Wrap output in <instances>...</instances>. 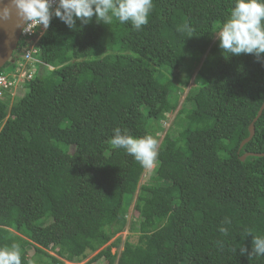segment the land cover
Returning a JSON list of instances; mask_svg holds the SVG:
<instances>
[{
    "label": "trees",
    "instance_id": "trees-1",
    "mask_svg": "<svg viewBox=\"0 0 264 264\" xmlns=\"http://www.w3.org/2000/svg\"><path fill=\"white\" fill-rule=\"evenodd\" d=\"M233 7L153 0L139 30L53 18L39 57L56 69L39 67L13 104L0 100V247L18 244L22 264H85L97 253L86 264H264L239 250L264 235V157L242 160L264 154V112L241 149L264 105V62L219 48ZM192 62L201 69L177 136L158 143L155 174L139 189L129 225L139 241L123 242L147 168L111 145L113 130L159 141L179 107L172 72L191 73Z\"/></svg>",
    "mask_w": 264,
    "mask_h": 264
},
{
    "label": "clouds",
    "instance_id": "clouds-1",
    "mask_svg": "<svg viewBox=\"0 0 264 264\" xmlns=\"http://www.w3.org/2000/svg\"><path fill=\"white\" fill-rule=\"evenodd\" d=\"M152 7L153 0H0V25L15 19V27L25 32L47 30L53 18H58L69 29H75L77 21L86 25L95 16L105 25L116 18L122 24L131 22L139 30L148 23ZM216 37L223 52L237 57L251 54L257 62H264V0H234L230 16ZM110 143L124 149L145 168H152L157 161L158 141L152 135L137 138L116 128ZM224 223L230 224L231 220L226 217ZM220 231L227 233L223 227ZM239 250L248 257L264 256V235L252 236L251 251L244 246ZM0 264H22L20 246L13 243L0 247Z\"/></svg>",
    "mask_w": 264,
    "mask_h": 264
},
{
    "label": "built area",
    "instance_id": "built-area-1",
    "mask_svg": "<svg viewBox=\"0 0 264 264\" xmlns=\"http://www.w3.org/2000/svg\"><path fill=\"white\" fill-rule=\"evenodd\" d=\"M47 30L40 28L33 29L30 32L23 31L21 38V59L16 63L15 70H9V73L0 72V100L11 98V103L21 96L26 86L30 85L34 79L37 70L41 66L54 71L55 67L45 64L39 57V43L47 33Z\"/></svg>",
    "mask_w": 264,
    "mask_h": 264
},
{
    "label": "rangeland",
    "instance_id": "rangeland-1",
    "mask_svg": "<svg viewBox=\"0 0 264 264\" xmlns=\"http://www.w3.org/2000/svg\"><path fill=\"white\" fill-rule=\"evenodd\" d=\"M217 40V39H216ZM193 67H194V71H192L191 73L188 72H172V74H174L172 76V79H174V81L176 82L177 86L182 90L181 92H179V107L176 111H174L173 113H171L168 116V119L166 122H164V128H165V132L161 134L160 136V140L158 141V143L160 144L163 139H165L166 135L169 133V131L172 130V132H170L172 135L177 136V130L174 128V121L176 120L178 113L183 109V107L185 106V102L186 99L189 95V92L192 88H196L197 86V76L199 73V70L201 69V65H196V63L192 62ZM195 64V65H194ZM9 69H3L4 72H6ZM189 81V82H188ZM185 82H188L189 85L188 87L185 86ZM26 89V88H25ZM154 165L152 168H147L143 180L141 181L139 188H138V192L134 195L133 198V203L132 206L128 212V217H127V221H128V226L126 228V230L124 232H122V234L119 235V237H122L123 242H126V240L129 239V241L133 242V243H138L139 241V236L138 235H134L133 233H131L129 231V225L131 223V221L137 219V212L135 211V204H136V200L139 194V189L142 185L146 184L148 182V180L150 179V177L152 175L155 174L154 169H155ZM124 247H122L120 249V253L123 252ZM114 253L117 252V250L113 251ZM33 255V252L30 253V255ZM53 254V253H52ZM98 254V253H97ZM97 254L93 255L89 260H87L85 262L88 263L91 259H93ZM29 255V256H30ZM97 264H106L105 261H100Z\"/></svg>",
    "mask_w": 264,
    "mask_h": 264
},
{
    "label": "water",
    "instance_id": "water-1",
    "mask_svg": "<svg viewBox=\"0 0 264 264\" xmlns=\"http://www.w3.org/2000/svg\"><path fill=\"white\" fill-rule=\"evenodd\" d=\"M4 2L7 3V0H4ZM22 34L23 30L15 27V19L6 25H0V72L12 61L15 53L19 50ZM263 112L264 105L250 126V137L242 143L241 149L255 137L256 123L262 117ZM249 157H264V154H245L242 160L246 161Z\"/></svg>",
    "mask_w": 264,
    "mask_h": 264
},
{
    "label": "flooded vegetation",
    "instance_id": "flooded-vegetation-1",
    "mask_svg": "<svg viewBox=\"0 0 264 264\" xmlns=\"http://www.w3.org/2000/svg\"><path fill=\"white\" fill-rule=\"evenodd\" d=\"M19 49L21 50V45H20V48Z\"/></svg>",
    "mask_w": 264,
    "mask_h": 264
}]
</instances>
